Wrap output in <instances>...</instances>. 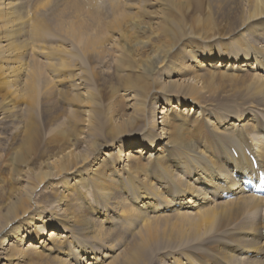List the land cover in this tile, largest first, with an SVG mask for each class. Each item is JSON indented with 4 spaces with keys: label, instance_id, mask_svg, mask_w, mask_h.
Returning <instances> with one entry per match:
<instances>
[{
    "label": "bare ground",
    "instance_id": "6f19581e",
    "mask_svg": "<svg viewBox=\"0 0 264 264\" xmlns=\"http://www.w3.org/2000/svg\"><path fill=\"white\" fill-rule=\"evenodd\" d=\"M223 1L205 0L201 7L203 5L215 7L218 11ZM163 3H172L176 10L186 12L189 10L191 0H162ZM246 3L243 14L239 11L240 8L237 9L241 15L237 17L239 21H236L232 32L228 31V23H225V20L224 24L222 22H219L220 25L216 24V32L219 35L226 36L235 31L244 36L246 31H242L243 29H250L254 32L253 35L259 34L255 31V26L259 29L261 24L264 26V19L260 20L264 18V0H246ZM15 5L0 0V10H5L9 14V19L15 16L12 13ZM11 6L13 10H10ZM128 18L127 13L122 14L120 24L126 26L127 34H122L119 46L125 49L124 43L127 42L137 56L142 52L146 41L136 39L133 33L136 29L145 31L146 26ZM256 21L258 24L254 23ZM175 26L181 27L180 24ZM80 41L83 43L82 49L86 51L95 50L102 44L97 37H86ZM148 42H152L151 39ZM248 49L246 53L251 52L256 62H250L251 57L245 62H239L235 57H230V62L227 63L215 62L210 60L214 55L212 57L209 55V61L205 64L197 62L193 66L190 64L192 66L190 67L192 69L200 67L202 72L212 66L214 69L225 67L243 72L249 71L248 68L259 69L264 73V62H261L264 61V52L254 45ZM150 52L152 54L142 57L144 59L142 62L120 64L114 68L116 77L123 86L122 90L128 96L129 103L125 112L118 111L119 115H116L110 108L100 112L98 111L100 108L90 107V99L85 102L88 107L84 108V112L87 113L86 119L79 117L75 110L69 111V122L72 121L73 124L86 120L84 123L86 131L85 129L81 132L73 131V134L68 132L69 126L63 127L59 121L58 109L55 110L52 106L45 107L43 123L37 122L34 119L36 103L31 105L29 119L20 123L21 126L14 125L13 115L10 113L13 106L8 107L11 102L6 101L10 93L2 97L0 106L8 103V111L2 108L0 139L15 129L16 134L13 135L19 140L20 156L14 158L18 163L10 158L11 165H14L13 170H16L23 187L11 189L7 195L0 193V264H19L20 261H26L25 264H95L96 248L105 233L102 225L114 222L110 218L112 213L116 215V221L141 222L142 227L135 233L132 241L135 243L126 251L122 260H112L108 264H144L154 249L164 247L165 243L177 238L185 239L184 235L191 229L190 225L193 236L198 234L200 231L198 222L210 216L211 222L226 220L218 227L219 232L214 233L213 239L223 241L228 247L225 252H220L216 258H212L210 264H216V261H221L222 264H242L236 261H242L251 255L261 260L262 263L258 264H264V218L259 219V226L250 224L249 220L242 221L241 224H238L239 221H233L239 218L242 212L240 209L264 211V195H255L244 188L248 180L256 184L258 169L264 173L262 165L257 163V168H254L246 154L247 150L253 154L259 152L261 159L264 160L262 119L258 118L256 123L261 127L255 126L254 133L250 134L247 132L248 126L254 129V124L249 120H243L244 116L239 115L240 111L234 112V109L238 110L235 107L223 109L220 112L222 115L215 118L206 102L194 99L204 93L205 78L201 75L178 77L187 73L188 62H172L169 56L162 55L155 43ZM156 57L159 59H155ZM218 58L222 60L223 55L220 54ZM60 65L70 67V64L63 62L53 63L51 68L54 74L60 71ZM19 70L23 73V82L26 83L29 69ZM75 74L69 72L63 77L69 78ZM205 75L215 77L223 74L206 72ZM162 76L165 79H162ZM247 81L236 86L237 92L249 98L243 103L248 104L244 110L251 109V105L256 103L264 105V74L249 75ZM71 82V79L66 80L68 87L77 90L83 87L77 84L78 82L76 84H73L74 81ZM155 87L160 90H155ZM49 94H54V88L47 86L44 95ZM63 95H61L63 103L74 102L80 106L83 100L81 95L74 92H63ZM87 96L88 93L84 98ZM151 99L154 101L149 104ZM31 101L36 102V97H31ZM257 105L254 107L264 112V108L261 109ZM195 107L204 127H209L213 121L218 125L213 124V127L209 128L211 139L215 141V148L219 151L218 160H214L212 152L210 154L205 151L204 143L202 146V142L198 140H183L179 136L183 134V130L177 129V126L197 124V118L189 112L194 111ZM249 111L252 110L246 112ZM230 117L232 119H229ZM65 133L68 137L66 143H63ZM139 138L143 141L141 145L124 150L127 140L135 139L133 142L135 143ZM164 139L166 142H163ZM159 141L165 145L162 149L158 148ZM77 145L85 147L86 152L76 150ZM151 148L153 149L149 151ZM158 150L159 153H156ZM25 155H29L34 162L29 164L28 160L25 161L23 159ZM143 158L147 159V169L153 165L160 171L165 184L158 182L156 185L150 181L144 170L146 166L143 168L139 162ZM19 163H24L23 167L27 170L16 169L21 165ZM139 171L144 178H140ZM57 184L60 185L58 188ZM159 185L162 188H159ZM122 193L126 195L121 197ZM167 194L176 195L175 201H173L175 196H171L172 203L177 206L175 214L161 215L160 218L164 221L156 225L158 216L147 213L149 208L150 210L154 208V205L148 206L150 205L148 199H169ZM234 201L236 202L230 206L229 204ZM205 202H209V205L202 207V203ZM184 226L188 227L183 228ZM33 233L39 234V239H36L38 237L33 239L39 246L34 244L35 241H24ZM221 237L225 239L222 240ZM243 240L248 242L247 246L236 243ZM257 244L260 246L256 247ZM34 256L36 259L33 260ZM162 258L163 256L160 260ZM160 260L157 259L155 263L158 264Z\"/></svg>",
    "mask_w": 264,
    "mask_h": 264
},
{
    "label": "rangeland",
    "instance_id": "374dc122",
    "mask_svg": "<svg viewBox=\"0 0 264 264\" xmlns=\"http://www.w3.org/2000/svg\"><path fill=\"white\" fill-rule=\"evenodd\" d=\"M5 1L15 3L16 5L14 6V10L12 6L10 8V10H13V15H15L10 19L9 14L5 10H0V100L3 96H6V93H10V95L6 97V101L9 100L11 102L8 107L13 106L10 113L13 115L14 125L21 126L20 123L29 119L28 112L31 111V105L34 103H36L34 108V119L37 122L43 121L45 107L52 106L55 110L58 109L59 121L62 123L63 127L69 126L68 132H71V134H73V131L81 132L84 129L86 131L84 125L86 120L84 122L72 124V121L69 122L70 117L68 113L70 110H75L79 117L86 119L87 113L84 112V108H88L87 105H85L87 99L91 100L90 107L100 108L98 109L100 112H105L108 108L114 110L116 115H119L118 111L125 112L129 103L128 96L123 92V86L120 85L114 68L120 64L129 65L132 62H142L144 60L142 59L143 56L152 54L150 50H152L154 43L155 46L159 47V51L162 55L169 56L172 62L189 63L186 70L187 73L184 72L185 74L178 75V77L185 78L201 75L205 78L204 93L194 99H197L198 102H206L212 109L215 118L222 115L220 112L223 109L235 107L238 110L234 109V112L240 111L239 115L244 116L243 120H249L254 124V129L248 126L249 131L246 130L250 134L254 133L256 129L255 126L261 127V125L256 124L258 118H261L262 125L264 124V112L254 107L257 103L251 105L252 108L248 109L252 111L246 112L248 110L244 109L246 106L248 107V104L245 105L243 103L249 98H245L243 94L236 90V86L248 82L247 77L249 75H254V73L264 74L262 71L248 68L249 71L243 72L240 70L235 71L226 69L225 67L214 69V67L211 66L209 70L202 72V70L199 69L200 67L195 69L191 68L193 65H196L197 62H204V64L208 62L209 55L211 57L214 55L210 60L215 62L227 63L230 62V57L239 59V62H245L246 59L251 57L252 61L250 62H256L255 57L251 55L252 53H246V51L249 50V47L254 45L261 48L264 52V26H262V24L260 29L255 26V31L259 32V34L254 35V32L250 31V29L242 30L246 31L244 36L235 31L226 36H221L216 32V24L220 25L219 22H222V24H224V22L228 23L227 27L229 32L235 28L236 21H239L238 16L241 15V13L237 12V9L240 8L239 11L243 14L247 5L246 0H224L218 11L215 10V7H205V5L201 7V4H203L205 0H191L189 10L186 12H181L178 9L176 10L172 6V3L162 4V0ZM123 13L129 15L128 20H135L146 26L145 31L136 29L133 33L136 39L146 41L145 46L142 47V52L137 56L134 55L133 51L127 45V42L124 43V46H126L125 49L119 46L122 34H127L126 26H121L120 24L122 23ZM263 19L264 18H261L260 20L263 21ZM170 20H172L173 23ZM254 23L258 24V21ZM175 24H180L181 27L177 28ZM79 30L80 32H77ZM86 37H97L102 44L95 50L86 51L82 49L83 43L80 41V39ZM150 39L152 42L147 43ZM220 54L223 55L222 60L218 58ZM155 59L159 58L156 57ZM59 62L70 64V67H67V65H60V71L54 74L51 65L53 63L58 64ZM21 68L29 69V78L26 83L23 82V73L19 70ZM69 72H74L76 74L75 76H69V78L63 77ZM206 72L221 73L223 75L215 77L208 75L204 76ZM232 76H236L237 78H233ZM203 78H201L200 84H202ZM67 79H71V83L74 81L73 84L78 82L77 84H80L84 88L82 87L77 90L74 87H68L66 83ZM162 79H165V77L162 76ZM47 86L54 88L53 95H44ZM155 90L160 89L155 87ZM63 92H74V94L81 95L80 97L83 100L80 106L74 102L63 103L61 101V95L64 96ZM86 93H88V96L84 98ZM31 97H36V102H32ZM153 101L154 99H151L149 104H152ZM7 105L0 106V117L1 114L3 115L2 108L8 111ZM257 106H260L261 109L264 108L262 103ZM197 110L198 109L195 107L194 111H189L193 114L194 118H197V124L186 127L177 126V129L183 130V134L179 136L182 137L183 140H198L202 142V146L204 143L205 151L210 154L212 152L211 155H214V160H218L219 157L217 156V152L219 151L216 150V143L211 139L212 137L209 132L210 126L213 127V124L215 126L218 125L213 121V123H210L209 127H204L201 116H199L200 114ZM60 114H64V116L62 115L61 117ZM210 118L213 120L212 116H210ZM229 119L232 118L230 117ZM1 122L0 120V124ZM13 131L14 133H12ZM13 131L4 134V137L0 139V193H4L5 195H7V192L11 189H21L23 187L22 181L19 180L18 175H16V170H13L14 165H11L12 160L14 161L15 157L18 158L20 156L18 151L19 140L13 135L16 134L15 129H13ZM67 137L68 134L65 133L62 138L63 143H66ZM11 140L12 142L15 141L13 145ZM134 140L135 139L127 140L124 150L141 145L143 142L141 138H139L138 142L133 143ZM163 142H166V140ZM10 146L13 147L11 148ZM159 146L158 148L160 149L165 147L161 142ZM152 149L153 148L149 149V151ZM76 150L86 152L85 147L81 146H78ZM159 151L160 150L156 153H159ZM253 155L256 162L262 165L264 169V160L261 159L259 152ZM23 159L25 161L28 160L29 164L34 162L29 155H25ZM146 160V158H143L139 162L143 165V168L146 166L144 170L150 181L156 185L158 182L165 184L162 179V174L158 169L154 168L153 165L149 167L150 169H147L148 165ZM144 162L146 163L145 165ZM224 162L226 163V161ZM19 164L21 165L16 169L23 168L20 171L27 170L23 167L24 163ZM140 173L141 171H139V174ZM139 176L140 178H144L143 174ZM59 186L58 184L56 185L57 188ZM158 187L162 188L160 185ZM163 194L166 195L165 193ZM35 195H37V192ZM125 195L126 193H122L121 197ZM167 196L169 199H148L150 201V205L148 206L154 205V210H150L151 208H149V212L147 213L149 215L158 216L156 225L163 223L164 220L160 218L161 215L175 214L174 211L177 206L175 203H172L173 198L171 196H175L173 200L175 201L176 195L167 194ZM235 202L236 201L229 205L232 206ZM165 204H167V206H164ZM208 205L209 202L202 203V207ZM240 211L242 212L239 218L233 220L239 221L238 224H241L242 221L249 220L250 224L254 223L256 226H259V219L264 218V211L250 208L244 210L240 209ZM110 218L112 222L114 221L112 224L107 223L102 225L105 233L101 236L100 243L96 248L97 263L95 264H108L109 261L112 260H122L126 251L131 249L135 243V241L132 242L135 238V233L142 227L141 222L130 220L116 221V215L113 213ZM210 218L212 217L210 216ZM210 218L198 222V224H200L198 225L200 231L195 236H193V231L191 232L192 225H190L189 228L191 229L184 235L185 239L177 238L174 239V241L165 243L164 247L154 249L153 252L149 254L148 260L144 261V264H156V260H160L161 256H163V261L160 260L158 264H174L175 262H178V264L212 263V258H216V255L220 252H225L228 247L223 241L221 242L213 239L214 235L219 232L218 227L225 223L226 220H215L211 222ZM208 224L212 225L210 226ZM161 227L162 226H160V228ZM185 227L188 226H184L183 228ZM48 228L49 226L46 229ZM159 230L161 231V229ZM37 234H31V237L29 239L25 238L24 241H35L34 244L39 246L36 240H33L35 237L39 239V234ZM221 238H223L222 240L225 239V237ZM237 242L241 245H248V242L244 240L236 241V243ZM21 246L23 247V244ZM255 246L259 247L260 245L257 244ZM92 256H94V254ZM34 259H36L35 256L33 257V260ZM169 259L171 260L170 262ZM20 262L18 263L25 264L26 261ZM236 262L242 264L262 263L261 260L256 259L254 255ZM216 264L222 263L221 261H216Z\"/></svg>",
    "mask_w": 264,
    "mask_h": 264
}]
</instances>
